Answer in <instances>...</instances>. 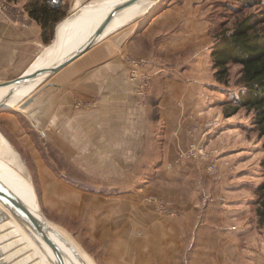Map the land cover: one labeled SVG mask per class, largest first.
Segmentation results:
<instances>
[{
	"label": "rangeland",
	"instance_id": "obj_1",
	"mask_svg": "<svg viewBox=\"0 0 264 264\" xmlns=\"http://www.w3.org/2000/svg\"><path fill=\"white\" fill-rule=\"evenodd\" d=\"M103 1L65 0L64 17L68 18L71 12L86 5ZM260 9L264 10V0L242 8H236L231 0H158L150 9L134 17L142 20L144 30L161 14L164 38L181 35V53L174 57L176 63L181 68L196 65V74L210 83L206 89L211 103L198 112L202 121L195 119L188 129L189 141L177 157L186 164L159 168V171L151 161L140 162L139 166L130 156L151 159L155 151L129 153L123 151L124 145L102 151L101 167H78L76 160L48 152L46 141L37 154L40 158L34 159L33 154L22 149L26 154L21 158L24 167L19 169L31 183L43 215L74 263L141 264L144 258L148 261L159 258L165 259L164 264H175L180 257V264H191V258L196 256L192 252L195 242L180 253L176 241L196 240L195 230L209 218L207 208L219 203L235 208L240 198V210L231 212L228 222L216 220L214 224L227 229L236 224L242 228L249 224L253 231L241 235L244 238L239 246L240 264H264V227L258 223L255 192L263 178L260 165L264 156L263 138L254 129L252 111L241 107L229 114L234 107L230 97L240 88V64H230V78L225 84L216 79L211 56L212 46L220 33L231 31L238 19ZM134 18L110 25L104 35ZM54 41L55 35L46 46ZM151 81L145 91L144 105L148 102ZM36 88L23 98L17 96L20 99L13 105L14 109L21 110L19 104ZM194 141L197 148L204 147L208 151V158L187 153ZM96 160L97 156L93 163H97ZM191 161H197L200 167L194 168ZM211 162L215 165L213 170L209 169ZM25 231L30 236V230L25 228ZM234 235L240 240V232ZM35 241L36 246L31 244L29 237L21 236L19 247L5 246L7 260L12 264H27L28 260L34 264H54L46 256H50L48 248L37 238ZM146 242L148 248L144 245ZM28 252L31 258L25 257Z\"/></svg>",
	"mask_w": 264,
	"mask_h": 264
},
{
	"label": "crops",
	"instance_id": "obj_2",
	"mask_svg": "<svg viewBox=\"0 0 264 264\" xmlns=\"http://www.w3.org/2000/svg\"><path fill=\"white\" fill-rule=\"evenodd\" d=\"M26 2L8 0V8L0 10V80L21 74L47 47L41 26L30 16ZM142 25V20L134 18L102 37L42 82L40 88L38 85L33 100L21 110L14 109L13 104L0 110V159L27 181L19 169L24 167L21 158L24 152L40 158L37 154L44 148V141L48 152L76 160L78 167H101L102 151L115 145H124L123 151L129 153L154 150L151 159H140L138 155L130 159L139 166L140 162L151 161L158 166L157 171L186 164L177 157L189 141L188 129L195 119L202 121L198 112L211 103L206 89L210 83L196 74V65L181 68L176 63L174 57L181 53V35H167L166 41L161 14L144 30ZM140 59L147 63L140 66L139 72L150 74L152 80L147 105L142 104L144 101L135 90L140 79H130L133 60ZM96 156L97 163H93ZM191 163L194 168L200 167L197 161ZM238 199L235 208L224 207L226 203L207 208L209 218L195 230L196 240L176 241L180 253L195 242L192 252L196 256L191 258V264H240L239 246L244 238L241 235L253 229L249 224L228 229L214 224L216 220L228 222L231 212L240 210ZM11 215L0 202V264H12L4 248L19 247L21 236L29 237L36 246L37 237L31 231L33 235L29 236L26 226ZM239 232L240 240L234 235ZM46 256L52 262L51 256ZM25 257L31 258V252ZM165 262L159 258L141 260V264ZM27 264L34 262L28 260ZM175 264H180V257Z\"/></svg>",
	"mask_w": 264,
	"mask_h": 264
},
{
	"label": "trees",
	"instance_id": "obj_3",
	"mask_svg": "<svg viewBox=\"0 0 264 264\" xmlns=\"http://www.w3.org/2000/svg\"><path fill=\"white\" fill-rule=\"evenodd\" d=\"M64 1L27 0L26 2L30 16L41 26L45 43L51 42L57 23L66 15ZM231 2L236 4V8H242L257 5L261 0H231ZM231 6L235 7L233 3ZM211 56L216 79L225 84L229 82L230 64H240L238 80L240 88L230 97V103L234 107L229 114H234L241 107L253 112L252 124L259 137L263 138L264 150V10L260 9L242 16L231 31L220 33L212 46ZM260 165L263 178L255 187L258 197L256 215L259 226L264 227V156L260 159Z\"/></svg>",
	"mask_w": 264,
	"mask_h": 264
},
{
	"label": "bare ground",
	"instance_id": "obj_4",
	"mask_svg": "<svg viewBox=\"0 0 264 264\" xmlns=\"http://www.w3.org/2000/svg\"><path fill=\"white\" fill-rule=\"evenodd\" d=\"M121 1L123 0L96 2L82 7L77 12H71V16L64 18V21L62 20L63 22L58 27H56L55 41L48 45L40 53L36 61L33 62L26 70L33 71L39 67L57 64L75 53L80 47L84 46L92 38L93 32L98 27V25H100L103 19L111 11L116 9L117 5ZM153 5L154 0H139L133 5L120 10L109 21L106 28L104 29V32L110 25L115 26L119 23L129 21L147 11ZM104 32L102 37L106 36L104 35ZM43 75L44 74H41L40 76L26 80L19 84L0 86V103L5 101L3 102V104H5V108L3 109L10 108V104H16V102L19 101L21 97L23 98V96L33 91L34 88L42 83L44 78ZM17 96H20V98H16ZM0 179L3 180L17 195H19L24 200V202L42 222L47 223L48 233L60 247L65 264H77L74 263L72 256L69 254L67 249L57 240L54 230H52L51 225L42 213L38 201L35 199V193L32 185L29 184L27 180L17 173L13 168L7 166L2 159H0ZM21 224L25 225L37 237L39 242L48 248L50 256L52 257V262L57 264L55 254L53 253L51 247L43 240V238L38 233L33 231L26 223ZM30 231L29 233H31Z\"/></svg>",
	"mask_w": 264,
	"mask_h": 264
},
{
	"label": "water",
	"instance_id": "obj_5",
	"mask_svg": "<svg viewBox=\"0 0 264 264\" xmlns=\"http://www.w3.org/2000/svg\"><path fill=\"white\" fill-rule=\"evenodd\" d=\"M139 0H123L121 1L116 9L111 11L98 25V27L93 32L92 38L82 47H80L75 53L70 55L69 57L65 58L64 60L60 61L57 64L39 67L33 71L25 70L21 74H19L16 77L1 80L0 86H5L8 84H19L21 82H24L26 80L32 79L34 77L43 75L44 82L46 79H48L51 75H53L55 72H57L59 69H61L63 66H65L67 63L78 57L80 54H82L84 51L89 49L94 43H96L98 40L102 38V34L104 32V29L106 28L109 21L114 17V15L119 12L120 10L129 7L136 3ZM158 0H154L157 2ZM56 35V30H55ZM34 94H31L29 97H27L21 104L20 108L26 107L34 98ZM8 96V95H6ZM6 99V98H4ZM5 102V101H3ZM3 102L0 103V110H3L5 108V104ZM0 202L5 205L11 212L12 215L15 216V218L21 222L26 223L29 225V227L38 233L43 240L51 247L53 253L56 256L57 264H65L62 251L60 247L56 244V242L52 239L51 235L48 233V225L47 223L42 222L39 217L33 213V211L29 208V206L24 202V200L17 195L3 180L0 179ZM6 264V262H4Z\"/></svg>",
	"mask_w": 264,
	"mask_h": 264
},
{
	"label": "built area",
	"instance_id": "obj_6",
	"mask_svg": "<svg viewBox=\"0 0 264 264\" xmlns=\"http://www.w3.org/2000/svg\"><path fill=\"white\" fill-rule=\"evenodd\" d=\"M8 8V0H0V10L5 11ZM134 67L132 68L130 72V79L131 80H137L140 79V81L137 83V86L135 90L140 94L143 101L146 99L145 91L148 89L150 85V79L151 76L148 73H140L139 68L142 64L147 63L145 59L140 60H133ZM188 154H198L201 158H208L209 153L205 150V148H197V143L194 141L191 143V146L189 148ZM215 168V165L213 162L209 164V169L213 170Z\"/></svg>",
	"mask_w": 264,
	"mask_h": 264
}]
</instances>
